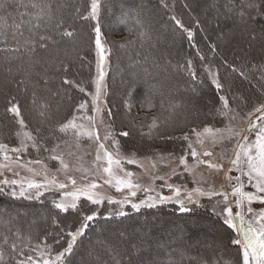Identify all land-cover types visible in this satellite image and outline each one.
Returning a JSON list of instances; mask_svg holds the SVG:
<instances>
[{
	"label": "trees",
	"instance_id": "16d2710c",
	"mask_svg": "<svg viewBox=\"0 0 264 264\" xmlns=\"http://www.w3.org/2000/svg\"><path fill=\"white\" fill-rule=\"evenodd\" d=\"M216 1L217 5H219L217 6L219 7V11L221 10V3H224V5L228 3V0ZM36 2L50 3L52 6V19L47 21L46 26H44L45 20H41L42 27L36 31L51 36L55 43L48 42V49L46 51L40 49L37 45V50L31 57L21 53L22 59L19 60H8L5 53H0V68L7 66L9 71H12L14 74L23 75L21 76L23 77L21 81L28 84L29 89L32 90L31 94L35 93L36 97L40 98L38 103L39 101H46L50 104L48 98L51 99L52 103H55L53 106L50 105L51 107L45 117L40 118L35 116L34 110H36L38 104L36 107L33 106V98L29 100L28 91L23 90L21 92L17 86V91L10 94L12 87L8 86V78L0 72V142L12 147L17 146L19 143L16 132L20 128L14 114L6 110L11 106L9 101L13 97L15 98L13 102L18 103L20 106L21 116L27 125V130L31 131L42 144H46L49 148L56 143L65 141V134L57 130L58 126L71 119L73 115L80 113L77 112L80 103L86 102L91 107L90 93L93 87L96 67V53L93 42V26L95 21L78 19L76 11L79 8L82 14H86L89 10L90 0H36ZM135 2L139 4V18L143 21L145 29L148 32V38H145L143 41L138 37L140 29L134 20H129L127 23H120L118 20L122 12V6L124 9H127L132 7V4ZM186 3V0H163V3H161V0H101L99 22L102 39L109 50V72L105 100L108 110L111 111L109 122L112 129L117 134L120 131H129L131 133L128 138L120 136L121 150L125 154L155 156L156 153L169 154L168 152H170L178 154L182 151L184 153L185 141L180 139L170 140L167 137H182L185 133L191 135L192 128L200 129L206 125L217 126L224 123L223 116L218 113V109H221L222 106V101L220 100V96L222 95L226 96L230 105L241 113L247 112L255 105L264 102V94H262L264 93V67H262L264 66V62L260 64H257V62H246L242 66L231 63L226 57L221 56L217 44L208 45L206 42L207 36L204 32L208 28V32L210 33L213 28V21L207 20L209 19L208 13L204 12L205 21L203 22L196 14V16H190L191 12L188 11L189 7ZM240 3L241 0H234L235 9L229 14V17L233 18L234 21L237 18L241 20L237 15ZM229 7H233V5L229 4ZM24 11V8L17 9L15 6H12L8 8L7 12L2 14L7 18V22L11 24L13 20L18 22L20 12ZM27 11L34 12L36 10L28 8ZM245 12L244 22H252V27L256 30L258 29L260 34L264 36V18L257 16L256 19H252L251 16L256 15L255 12L249 14L248 9H245ZM149 13L154 15L155 20L147 18ZM173 16L180 20L185 28L192 31L193 35L191 39L188 38L187 32L179 28L176 22L171 19ZM24 19L27 20L28 17L25 16ZM160 20H164V22ZM61 22L63 28L57 29L56 24ZM161 23L162 28L164 27L165 30L162 38L166 39L168 37L171 42V49L163 51L164 56L161 55V52L165 46L162 43L158 45L157 42L161 35L158 31V28H161ZM221 25L226 29L230 27V24L225 20H221ZM64 28L74 30L76 35L72 39L61 37L58 33ZM29 35L27 26H25L24 36L27 37ZM19 38L23 39V37ZM129 40L135 41V43L129 44ZM121 44L126 46L122 48ZM76 45L80 47L76 48ZM70 46H72L73 52L69 54V58H76L79 61L78 69L80 74H85L84 80L80 83L74 77H71L70 74L62 75L65 69H67L65 71H70V64L66 63V61H64L65 65L62 63L63 60L60 57V53L63 51L67 52ZM225 49L228 51L230 47L225 46ZM256 51H260L258 56L260 54L264 57V44L259 46V49H256ZM201 56L204 58L201 59ZM59 57L61 60L58 59ZM171 58H175L177 61L171 63ZM189 60L192 61L191 70L196 73V79H192L189 74ZM165 61L168 63L164 64L163 62ZM173 66L174 68H172ZM232 68H236L237 71L233 72ZM43 70L44 73L40 75V72ZM74 70L77 72L75 68ZM209 72L219 79L223 86L222 89H216L212 83L213 75H210ZM241 72L244 75H241ZM131 73L132 76L130 75ZM64 79H68L74 83L64 84ZM24 83L22 84L24 85ZM172 83L174 84V91L169 88V85ZM242 83L249 84V89L245 88L242 95L239 93L234 97L231 90H235ZM53 84L61 88V97L58 95H55L53 98L51 97ZM80 87H83L85 92H81ZM252 89L255 90L254 93H257L255 97L251 95ZM195 92L199 93V99L194 101L193 107L188 110V101ZM149 96L155 104V107L150 110L147 105ZM178 96L179 98L176 99L175 97ZM182 96H186L187 98L183 100ZM58 97L60 98L59 100L56 99ZM126 101L131 105L130 111L125 106ZM162 101L165 107L163 112L160 108ZM209 104L213 109L209 111L203 109L202 106H209ZM193 111L197 115L201 113L202 116H208L209 118L203 117L201 120L199 118H197L198 120H194L193 118L191 120L192 117L196 118L197 116H189L187 124H177L184 121L188 117V114L191 115ZM157 115L161 119L166 120L159 128L158 134H154L151 138L141 136L139 127L144 125V131H147L146 125L151 122L153 116ZM132 124H135L136 127H132ZM133 141L136 142L134 143ZM146 147H148V150ZM144 149L146 152L142 151ZM28 153L29 156L37 155V157L49 155V153L44 151L37 154L31 148ZM57 195L58 193L56 192H49L44 194L39 200H25L22 198L12 199L7 195L0 194V207L4 206L2 202L7 203L5 212L8 213L10 210L12 212L10 214L15 217L10 224L0 223V233H7L10 237L9 242L16 239L15 235H13L16 229L20 230L21 236L25 240L31 238L35 242L46 239L53 250V254H55L67 246V241L70 239L67 232L75 231L79 228L83 222L84 215H91L93 211H97V218L89 222V228L85 234L77 238L73 252L70 255L66 254V264H73L75 262L73 258L78 255L80 250L83 249L84 253L87 252L88 245L85 243L90 236L95 237L93 231L98 227H104L105 231H108L109 228H112V224L118 225L127 222L131 224L134 221L152 218L155 214H159L158 221L160 222L157 223V221V224L155 223L153 226L162 227V230H165L166 233L168 232V238L171 239L176 232L182 233V231L187 229L186 224L191 222L187 221L197 217V212H202L201 220L203 222L208 220V216H211L210 214L208 215L209 211H211L208 207H192V212L180 213L175 203H168L152 209L142 208L139 212L126 207V216L112 215L111 218H106L110 213L108 211L109 207L114 206L112 213H115L118 205H109L105 202L103 205L97 206L92 205L84 199L80 200L79 204L81 207L78 210H69L67 213H62L53 205V200H57ZM15 207L17 209H13ZM27 213L31 215L36 214L38 220L33 218L30 224L29 220H27L28 218H26L30 214L27 215ZM170 217L182 221L175 223L169 219ZM216 217L218 223L210 221V226L216 233H220V238L225 239L223 243L224 248L222 247V243L216 242L220 248L216 252L219 255L215 254V247L210 246V244L192 241L188 248L183 247L180 249L179 242L173 240L171 241L170 249L166 253L167 255H160L157 259L158 262L169 264L170 261L177 262L182 260L183 264H190L188 258L192 257L194 259L191 261V264H196L197 260H203L205 264H212L214 259L221 257L224 259H240V253L237 251L238 246L231 243V240L235 237V233L224 224L223 216L219 215ZM5 220H7V217H5ZM54 220L55 223L53 222ZM8 227L12 228L13 231L11 233L7 232ZM184 227L186 228L184 229ZM130 229L133 230L132 226H130ZM148 231L150 232V229ZM164 235L166 236V234ZM158 238L162 239L161 237ZM146 242L150 244L148 239H146ZM0 243H2V240H0ZM17 243L23 247L20 241H17ZM93 246H98L101 252L104 251L103 246L98 245V243L97 245L93 243ZM225 246L232 249L230 253L225 250ZM5 249L6 251H10L7 246H5ZM120 250L117 249V256L119 257L123 253ZM24 251L27 253L28 249L24 247ZM202 252L214 254L215 257L211 260L206 255L199 256L198 253ZM113 259L111 264H117L118 258L114 257ZM89 263L92 264L91 259H89Z\"/></svg>",
	"mask_w": 264,
	"mask_h": 264
},
{
	"label": "snow or ice",
	"instance_id": "6c2138e0",
	"mask_svg": "<svg viewBox=\"0 0 264 264\" xmlns=\"http://www.w3.org/2000/svg\"><path fill=\"white\" fill-rule=\"evenodd\" d=\"M161 3H163V0H161ZM229 4H232L233 7H229ZM12 6H15L17 9L24 8L25 11L20 12L18 22L13 20L9 24L7 18L2 13L7 12L8 8ZM28 8L35 9L36 11L28 12ZM225 8L228 12L234 11V0H228ZM100 9L101 0H90L89 10L86 14H82L79 8L76 10L78 19L95 21L93 26V42L97 57V75L93 80L95 90L93 93H90L92 114L87 115L89 106L86 102H82L79 104L77 112L83 111L86 115H73L71 119L59 124L57 129L65 135L71 131L77 149L82 146L81 142L84 139L96 144L95 161L93 162L92 169H84L82 166L75 169L76 172L81 174V179L87 181V183L78 184L75 176L70 175L71 165L66 162L64 158L65 153L59 151L61 148L60 143H56L49 148L46 144H42L31 131L27 130V125L21 116L20 106L18 103L13 102L15 100L13 97L9 101L11 106L6 110L14 114L16 122L20 126L16 132L19 143L15 147H10L8 144L0 142V176H4L5 172H9L13 176L20 178L8 179L5 177L0 179V194L7 195L12 199L39 200L44 196L45 192L59 191L61 192L60 199L59 201L54 199L53 205L62 213H67L69 210H78L81 207L79 204L81 199L97 206L103 205L105 201L109 205H118L117 211L109 213V216L106 218H111L112 215L126 216V207L139 212L142 208L152 209L168 203H175L180 213H190L193 211V208L189 205L205 207V205L200 203L201 197H207L209 201L219 197L220 199H217L216 203L211 205V210L215 215H222L224 224L235 233V237L231 240V243L238 246L237 251L240 253V259H224L221 257L214 259L212 264H264V209L256 211L252 207L254 203L264 205V102L255 105L247 112L241 113L238 109L231 108L228 100L223 95L220 96L222 106L221 109H218V113L227 120L223 128L204 127L202 130L192 128L191 135L185 133L182 137L169 136L167 138L170 140L180 139L186 142L184 153L180 156H175L172 153L167 154V156L157 154L155 158V160L159 161H168V163L164 164L165 167L169 166L172 162L178 161V167L182 166L183 172L188 175H193L195 169L201 165H206L207 168L219 172L224 169L223 163L212 159H204L205 157L211 158L214 156V152L205 148L204 145L205 143H211L213 146L230 143L233 145L231 157L227 156V149L221 151V160L227 159L229 164L225 173V180L231 187L230 192L217 190L213 184L207 190L199 186L191 191L185 190L183 198H181L182 186L169 183L172 176L178 175L177 168L175 167L171 169L167 177L154 176L152 184L147 187L142 186L138 180L133 179L136 174L127 170L125 165H136L140 168H143L144 165L137 160L134 154L129 155L122 152L121 143L117 139V135L128 138L131 133L129 131H120L117 134L112 129L111 124L107 123L105 119L106 111L107 115L111 116V111L107 109L103 99L106 94L105 65L108 59L106 53L109 50L102 43V31L99 22ZM245 9L249 10V14L255 12L256 15H252V19H256L257 16L264 18V0H241L240 7L237 10V15L241 20H244L246 16ZM25 16L28 17L27 20L24 19ZM139 16L140 12L138 8L129 7L124 9L122 6V12L118 20L120 23L134 20L140 29L138 37L143 41L145 38H148V32ZM51 19L52 6L50 3H38L36 0H27V2L25 0H0V53H5L8 60H19L22 59L21 53L31 57L36 52L37 45L40 49L46 51L48 49V42L55 43V41L52 40L51 36L41 34L36 30L42 27L41 20H45L44 26H46L47 21ZM171 19L176 22L179 28L187 32L189 39L192 38V31L185 28L180 20L176 19L175 16L171 17ZM25 26H27V31L30 34L27 37L24 36ZM56 28H63L62 22L56 24ZM58 34L61 37L69 39H72L76 35L74 30H69L68 28H64ZM19 37H23V39L21 40ZM128 43L134 44L135 41L129 40ZM125 46L121 44L122 48ZM203 58L201 56V59ZM191 65L192 61L189 60V74L192 79H196V73L191 70ZM232 71L235 72L237 69L232 68ZM209 74L213 75L211 72ZM241 75H244V73L241 72ZM63 82L64 84L74 83L68 79H64ZM20 83H24V81H20ZM212 83L217 90L223 87L215 75H213ZM80 91L85 92V89L80 87ZM32 103L34 107L38 104V114L41 117H45L51 107L46 101H39L38 103L35 93L33 94ZM147 105L149 110L155 107L150 96L147 100ZM125 106L129 111L131 110L129 102L126 101ZM160 108L162 112L165 110L163 101L160 104ZM78 120L81 122H78ZM85 120L87 123L83 122ZM235 121H240L244 126L238 127L234 123ZM165 122L166 120L161 119L159 115L153 116L151 122L146 125L147 131H144V125L139 127L140 135L149 138L153 137L154 134H158L159 128ZM101 126L104 127L103 138H101L99 132ZM131 126L136 127L135 124ZM193 136L195 139H193ZM64 143L67 144V141H64ZM194 145H199V149ZM30 148L37 154L44 151L49 153V155L45 159L36 158L25 161L22 157L28 154ZM75 154L74 152L67 153L69 156ZM189 157H191L192 163H189ZM45 160L58 161L56 172L63 173L67 183L58 180L55 174L50 175L51 170L48 168ZM155 160L151 164L153 169L158 168ZM34 165H39L40 168L37 169L33 167ZM18 169L27 171L30 173V176H21ZM233 171L239 174L235 177L228 174ZM98 175L103 179L105 185L115 188L119 193H124L122 198L105 197L96 191L101 187L95 180V177ZM36 177H42V179L38 180ZM157 179L163 180L162 186L168 188L173 195L164 196L158 192L152 195L151 193L155 191L154 181ZM233 180H235L234 185L232 184ZM201 183L207 182L202 181ZM69 184L72 186V190L63 191L69 187ZM246 185L250 186L254 191H246ZM141 189L147 195L144 199L136 202L134 198ZM230 196L234 198L233 201L229 200ZM233 203L239 209L235 213L233 212ZM97 215V211H93L91 215H84L80 227L75 231L67 232V235L70 237L67 241V246L55 254H53V250L46 239L35 242L31 238L25 240L21 236L20 230L16 229L13 233L16 239L9 242V235L7 233H0V240H2V243H0V264H10V262L11 264H66L67 255L73 252L77 238L85 234L89 228V222L95 220ZM5 217H7V220H5ZM13 219L15 217L10 213H0V223L10 224ZM53 222L55 223V220ZM12 231L11 227L7 228L8 233ZM17 241H20L23 247ZM5 246L10 251H6ZM24 247L28 249L27 253H25ZM188 259L191 264L194 258L189 257ZM169 264H183V261H170ZM196 264H205V262L197 260Z\"/></svg>",
	"mask_w": 264,
	"mask_h": 264
},
{
	"label": "rangeland",
	"instance_id": "374dc122",
	"mask_svg": "<svg viewBox=\"0 0 264 264\" xmlns=\"http://www.w3.org/2000/svg\"><path fill=\"white\" fill-rule=\"evenodd\" d=\"M187 1V5L189 7L188 11L191 12L190 16H199L201 21H205L204 19V12H207L209 15V19H207L208 21H213L212 23V30L209 33L208 32V28L207 30H205L204 34H206L207 39L206 42L208 45H214L217 44L218 45V50H219V54L221 56H224L227 58V60L231 61V63H236L238 65H244L246 64V62H257V64L263 63L264 62V57H262V55L258 53L260 51H256V49H259V46H262L264 44V36H262L259 32V30L255 29L253 26L252 22H244V20H240V19H235L236 21H234L233 18L229 17V14H231L230 12H228L225 8L224 3H221L220 5V11H219V5H217V1L216 0H186ZM138 2H135L132 4V7L138 8L137 4ZM196 14V15H195ZM254 14V13H253ZM259 17V16H258ZM147 18L149 20H155L154 19V15L152 13H149ZM225 20L227 23L230 24V27H228L227 29L222 27L221 25V20ZM161 21V20H160ZM164 22V20H162ZM161 21V22H162ZM164 24V23H163ZM167 29V27H166ZM160 37L158 38V45H161V43L165 46L161 52V55L164 56L163 51L165 50H170L171 49V42L169 40V38L167 37L166 39L162 38V34L164 33V27L162 28V23H161V28H158ZM254 37V38H253ZM102 43L104 44L105 48L107 49L104 40L102 39ZM225 46H229L230 49H228V51L225 49ZM80 47V46H78ZM76 45V48H78ZM223 49V50H222ZM73 52L72 46L68 47V51L66 52H61L60 53V57L63 60V64L65 65V62L70 64V71H63L62 75H68L70 74L71 77H74L79 83L84 80V76L85 74H80L79 72V61L76 60V58H69V54ZM186 52V50H185ZM109 53L107 52L106 55L108 56L106 65H105V70H106V77H105V92L107 90V76H108V72H109ZM60 57L58 58L59 60ZM69 61V62H68ZM177 60H175V58H171L170 62H176ZM96 62H97V57L95 58V66H96ZM164 64H167L168 62L165 61L163 62ZM39 65V64H38ZM74 68L77 70V72L74 70ZM174 68V66L172 67ZM25 69V68H24ZM23 70V69H22ZM0 72L1 74L6 75V77L8 78V86L12 87V90H10V94L15 93V91H17V86L18 89L22 92L23 90H25L28 94H29V100H31L33 98V94L32 90L29 89L28 84L24 83V85L22 83H20L21 81V76L23 75H16L14 74L12 71H9L7 66H2L0 68ZM72 72V73H71ZM44 73V70L40 72V75ZM37 74V73H36ZM97 75L96 72V67H95V73H94V79ZM132 76V73L130 74ZM45 83V82H44ZM171 83V82H169ZM187 85V83H186ZM249 84L246 83H242L240 86H237L236 89H232L231 91H233L234 97L237 96L239 93L242 95L243 90H245V88L249 89ZM251 87V84H250ZM169 88L173 89L174 91V84H170ZM52 94L51 97H55V95L61 97L62 96V92H61V88L56 85L53 84L52 85ZM94 84L92 87V91L91 93L94 92ZM193 91V90H192ZM251 95H253L254 97L257 95V93H254L255 90H251ZM237 94V95H236ZM39 97L40 95L37 94ZM45 96V95H44ZM91 96V95H90ZM106 96V94H105ZM105 96H104V101L106 103L105 100ZM199 93L195 92L193 93V96L191 97V99L188 101V110L191 109V107H193V102L197 101L199 99ZM13 97V96H12ZM46 97V96H45ZM50 97V98H51ZM56 98L57 100H59L60 98ZM227 100L228 98L226 96H224ZM37 98V97H36ZM176 99L179 98L175 97ZM183 100L185 98H187L186 96H182ZM40 98H37V100H39ZM48 102H50V105L53 106V104L55 102H51V99L48 98ZM229 102V100H228ZM204 104V103H203ZM91 105V102H90ZM107 106V104H106ZM185 106V104H184ZM187 106V105H186ZM229 106L231 108H233L230 103ZM203 109L205 110H210L213 109V107L211 108L210 104L209 106H202ZM108 109V107H107ZM35 111V116L42 118L39 114H38V107L36 108ZM48 113V112H47ZM196 112H191V115L188 114V117L185 118L184 121H181L179 124H187L189 116H197L192 117L191 120H198L197 118H199L200 120L204 117V118H209L208 116H202V114L200 113V115L195 114ZM91 107L88 108V112L87 115H91ZM193 114V115H192ZM86 115L83 111H81L79 114H77V116H84ZM105 119L106 122L110 124L109 122V116L107 115V111L105 112ZM224 119V123H221L217 126L214 125H206L204 127H218V128H223L225 126V124L227 123V120L223 117ZM78 122H81L78 120ZM84 123H87V121H83ZM194 122V121H193ZM235 124H237L238 127H243L244 125L240 123V121H235ZM184 124V125H185ZM42 125V124H40ZM51 126V125H50ZM203 127V128H204ZM203 128H200L198 130H202ZM179 129V128H178ZM100 132V136L101 138H103L104 135V127L101 126L99 129ZM175 133V131H174ZM173 134V133H172ZM171 135V134H170ZM117 139L121 142L120 136L117 135ZM193 139H195V137L193 136ZM65 141H67V144L64 143V141H61V148L59 151H62L65 153V160L66 162H68L71 165L70 168V175L75 176L77 183L78 184H84L87 183V181H84L81 179V174L79 172H76L75 169L77 167H83L84 169H92V165L93 162L95 161V154H96V144L93 142L88 141L87 139L82 140L81 142V147L79 149H77L75 147V143H74V137L71 131H69V133L67 135H65ZM134 142V141H133ZM136 142V141H135ZM134 142V143H135ZM139 145V143H137ZM195 147H197L199 149V145H194ZM232 144L230 143H225V144H217L215 146H213L211 143H205L204 147L212 150L214 152V156L211 158H207L205 157L204 159H212L216 162H221L224 165V169L222 171H215V170H211L209 168H207L206 165H201L200 167L195 169V172L193 175H188L187 173L183 172V168L182 166L178 167V161L172 162L169 164V166L165 167L164 164L168 163V161H159V160H155V158L157 157V154H163L165 156H167V154L164 153H156L155 156H146V155H137L134 154L135 157L137 158L138 161H140L144 167L140 168L137 167L136 165H125V167L127 168V170L134 172L136 175L133 177L134 180H138L139 183L144 186L147 187L148 185L153 183V177L154 176H165L167 177V175L171 172L172 168H177V172L178 175L172 176V178L169 180V183H172L174 185L177 186H182V193H181V198H183V194L185 190L191 191L192 189L196 188V187H203L205 190L208 189V187L210 185L215 186V188L217 190H223L226 192H230L231 191V187L229 186L228 182L225 180V173L227 172V169L229 167L228 161L227 159L221 160V151L223 149H227V156L231 157L232 156V152H231V148H232ZM12 147V146H10ZM149 147V145H148ZM148 147L147 150H148ZM143 152H146V150H142ZM68 152H74L76 153L75 155L69 156L67 155ZM170 153V152H168ZM181 154H183V151L181 153L178 154H174L175 156H180ZM129 155H132L129 154ZM48 155H44V156H29V153L24 155L22 157L23 160H28V159H36V158H40V159H45ZM79 157V158H78ZM155 160V162L158 164V168L157 169H153L151 167V164L153 163V161ZM45 163L47 164L48 168L51 170L50 171V175L51 174H55L57 179L60 181H64L67 183V181L65 180V176L63 173H59L56 172V168L58 167V161H51V160H45ZM189 163H192L191 157H189ZM33 167H36L37 169L40 168L39 165H34ZM21 173V176L24 177H29L30 173H28L27 171L23 170V169H18ZM94 170V169H93ZM229 175L235 177L237 176L239 173L233 171L231 173H228ZM7 177L8 179H19L20 177H15L13 176L11 173L9 172H5L4 176H0V179H3ZM36 179H42V177H36ZM91 179V178H90ZM246 179V178H245ZM95 180L98 184L101 185L100 188H98L96 191H98L99 193H101L102 195H104L105 197H112L114 199H121L122 196L124 195V193H119L115 190V188L110 187L108 185H105L103 183V179L100 178V176H96ZM195 181V182H193ZM202 181H206L207 183H201ZM232 184H235V180L232 181ZM154 185H155V191L152 192V195H155L157 192L160 193L161 195L164 196H170L173 195V193L171 191H169L168 188L163 187V180H155L154 181ZM72 190V186L69 184V187L64 189L63 191H71ZM246 191H254V189H252L250 186L246 185L245 187ZM51 192H56L58 193L57 195V201H59L60 196H61V192L59 191H51ZM49 192H45V194H47ZM147 193H145L143 191V189H141L140 191H138L137 196L134 198V200L136 202H138L139 200H142L146 197ZM220 199L219 197L213 199L212 201H209L207 199V197H201L200 198V203L202 205H205V207L209 210H211V205L216 203V200ZM230 201H233L234 198L233 197H229ZM107 202V201H105ZM4 205L3 207H0V213H4L6 211V205L7 203L2 202ZM80 203V201H79ZM190 207H196L195 205H189ZM17 207V206H16ZM13 208V209H17V208ZM233 207V212H237L239 211V209H237L234 205V203L232 204ZM253 209L256 211H259L261 209H264V205H261L259 203H254L252 205ZM126 209V208H125ZM110 213H112L114 211V206L109 207L108 210ZM8 213H12L10 210ZM25 213V212H24ZM33 213V212H32ZM202 213V212H201ZM197 212V217L188 220L187 222H189V224H186L187 229L182 231V233H175L173 234V237L170 239L168 232L166 233L165 230L163 231L162 227H154L153 225H155V223L159 220V214H155L154 217L152 218H144V219H140L138 221H134L133 223L129 224L127 223H121V224H112V228H109L108 231H105L104 227H98L97 229H95L93 231V233H95V237L94 236H90L88 238V241H86V245H88V250H87V254L84 253V251L80 250V252H78V255H76L73 259L75 260L74 263L76 264H90L89 263V259L92 260V264H111V261L114 260L113 258L116 257L117 259V264H162L161 262H158V257H160V255H167V251L170 249V244L171 241L173 240H177L179 242V248L182 249L184 248H188L189 245L192 243V241H197L198 243H202V244H210V246H214L215 247V254L219 255V253H216L217 251L220 250V248L218 247V244L216 242L222 243V247H223V243L225 241V239L220 238V233H216L212 228H211V222H217V217L219 215H215L213 214L212 210L209 211L208 215L210 214L211 216H208V220L207 221H202L201 217L202 214ZM30 213H27V215ZM222 216V215H221ZM26 218H28L27 220H29V223L31 224L33 221V218L35 220H38V217L35 215H31L27 216ZM172 222L175 223H180V221L182 220H178L174 217H170L169 218ZM185 221V220H184ZM193 221V222H192ZM194 221H198V222H194ZM160 221H158L157 223H159ZM156 223V224H157ZM218 223V222H217ZM130 226H132V229H130ZM184 227V229L186 228ZM148 229H150V232L148 231ZM175 232V231H174ZM172 232V233H174ZM220 232V230H219ZM166 234V236L164 235ZM151 235H153L152 237H150ZM158 237H161L162 239L160 240ZM151 238V239H150ZM167 238V239H166ZM146 239H148V241H150V244H147ZM168 239H170L168 241ZM161 241V242H160ZM170 242V243H169ZM93 243H95L97 245H101L103 246V250L104 251H100L101 249L98 248V246H93ZM224 248V247H223ZM117 249H121L120 251L123 252L122 255L119 257L117 256ZM225 250L227 252L230 253V250L228 247L225 246ZM79 251V250H78ZM232 253V252H231ZM179 254V252H178ZM99 255V256H98ZM199 256H203L206 255L207 258L213 260V258L215 257L214 254H205V253H198ZM157 256V257H155ZM120 258V259H119ZM73 263V264H74Z\"/></svg>",
	"mask_w": 264,
	"mask_h": 264
}]
</instances>
